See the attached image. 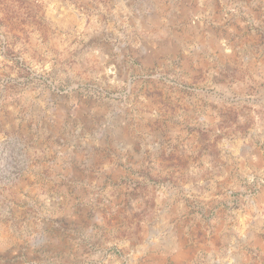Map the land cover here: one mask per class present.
<instances>
[{"label": "rangeland", "instance_id": "1", "mask_svg": "<svg viewBox=\"0 0 264 264\" xmlns=\"http://www.w3.org/2000/svg\"><path fill=\"white\" fill-rule=\"evenodd\" d=\"M0 264H264V0H0Z\"/></svg>", "mask_w": 264, "mask_h": 264}]
</instances>
